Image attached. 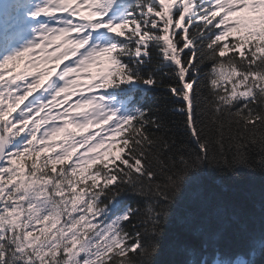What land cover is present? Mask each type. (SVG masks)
I'll return each mask as SVG.
<instances>
[{
  "label": "snow or ice",
  "instance_id": "obj_1",
  "mask_svg": "<svg viewBox=\"0 0 264 264\" xmlns=\"http://www.w3.org/2000/svg\"><path fill=\"white\" fill-rule=\"evenodd\" d=\"M29 15L44 21L19 48L0 28V264H163L190 177L264 178V0ZM225 217L241 231L205 196L168 264H256L264 232L226 247Z\"/></svg>",
  "mask_w": 264,
  "mask_h": 264
},
{
  "label": "trees",
  "instance_id": "obj_2",
  "mask_svg": "<svg viewBox=\"0 0 264 264\" xmlns=\"http://www.w3.org/2000/svg\"><path fill=\"white\" fill-rule=\"evenodd\" d=\"M209 194L222 201L226 209L234 213L241 224V231L233 234L235 230L233 218H224L222 226L225 237L221 240L224 246L243 247L247 243V234L259 237L264 232V178L245 175L242 180H234L230 177H219L213 173L193 175L187 182L183 197L178 201L168 227L165 250L160 258L163 264L180 259L178 256L169 255L168 241L177 234H186V217L197 212L204 197ZM256 264H264V254L256 256Z\"/></svg>",
  "mask_w": 264,
  "mask_h": 264
},
{
  "label": "rangeland",
  "instance_id": "obj_3",
  "mask_svg": "<svg viewBox=\"0 0 264 264\" xmlns=\"http://www.w3.org/2000/svg\"><path fill=\"white\" fill-rule=\"evenodd\" d=\"M3 2H5V1H2V0H1V2H0V11H1V9H2V10H5V4H4ZM8 3H9V1H7V4H8ZM34 38H36V36H35ZM34 38H32V40H33ZM32 40H30V41H32ZM30 41H29V42H30ZM22 66H23V65H22ZM22 66H21V67H22Z\"/></svg>",
  "mask_w": 264,
  "mask_h": 264
}]
</instances>
